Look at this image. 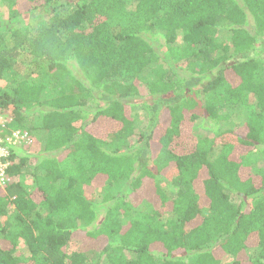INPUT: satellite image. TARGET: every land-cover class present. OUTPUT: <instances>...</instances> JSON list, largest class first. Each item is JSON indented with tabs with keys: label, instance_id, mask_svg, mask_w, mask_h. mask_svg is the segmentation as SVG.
Instances as JSON below:
<instances>
[{
	"label": "trees",
	"instance_id": "16d2710c",
	"mask_svg": "<svg viewBox=\"0 0 264 264\" xmlns=\"http://www.w3.org/2000/svg\"><path fill=\"white\" fill-rule=\"evenodd\" d=\"M0 5V264H264V0Z\"/></svg>",
	"mask_w": 264,
	"mask_h": 264
},
{
	"label": "rangeland",
	"instance_id": "374dc122",
	"mask_svg": "<svg viewBox=\"0 0 264 264\" xmlns=\"http://www.w3.org/2000/svg\"><path fill=\"white\" fill-rule=\"evenodd\" d=\"M4 5H0V10L2 12H4ZM3 17L5 18V20L7 19V14L6 12H4V15ZM29 15L28 16H25L24 20L22 21L21 19L19 21H16L14 22L15 20L13 19L9 25L7 24H4L3 25V22H1V25L0 26H5V27H9L10 25L12 26H21L23 24H27L29 22H31V19H28ZM229 34L227 35V33H223L222 37H221V41H224V43H227V44H230V38H229ZM181 36L179 37V40H180ZM2 85V84H1ZM147 97H143V100H145ZM247 111H246V108L245 109H242L241 111L239 112H234L233 115L230 117V121H229V125H228V122L227 123H218V127L220 126V128H233V127H239L241 125L244 124L245 122V119L247 118ZM134 116H135V119H136V125L140 126L141 128H145L146 127V123H147V116H146V113L145 111L143 110V108H138V109H135L134 110ZM28 124H30V121L28 122ZM198 128L199 129V132L203 133V134H206L208 136H212V131H214V129L212 127H214L213 123L211 121H209L208 119L206 118H202L198 121L195 122V128ZM212 130V131H210ZM28 133V132H27ZM28 137L29 139H31V142H32V138L31 136L28 134ZM30 142V143H31ZM28 143V144H30ZM260 156L257 155V153L253 154L252 157H251V160L255 161L257 160L258 163L261 165L262 164V161L260 160ZM260 161V162H259ZM27 189L30 190L31 188V182L30 180L28 179L27 181ZM118 190V189H116ZM115 191V190H114ZM113 191V192H114ZM106 188L103 187H99L95 190V193L94 195L96 194V196H100L102 194L99 195V193H106ZM142 198H145V194L144 193H141L139 195H137L135 198L133 197V203H134V206H135V209L137 210H142V211H145L146 213L147 212H150V208L148 205H146L144 202L141 201ZM22 250H25L23 247L21 248V251ZM231 261V258L230 257H224L222 259V263L224 264H227Z\"/></svg>",
	"mask_w": 264,
	"mask_h": 264
},
{
	"label": "built area",
	"instance_id": "2783aa9c",
	"mask_svg": "<svg viewBox=\"0 0 264 264\" xmlns=\"http://www.w3.org/2000/svg\"><path fill=\"white\" fill-rule=\"evenodd\" d=\"M8 121V117L0 114V130L6 127ZM30 142L31 139H29L26 131L14 130L7 135L0 133V188L4 187L10 181V177L7 174V168L10 166L9 147L28 144Z\"/></svg>",
	"mask_w": 264,
	"mask_h": 264
}]
</instances>
